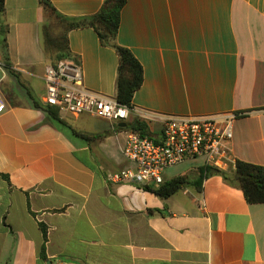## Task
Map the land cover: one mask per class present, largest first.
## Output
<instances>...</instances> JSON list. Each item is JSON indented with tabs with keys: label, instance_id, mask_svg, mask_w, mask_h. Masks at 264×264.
Wrapping results in <instances>:
<instances>
[{
	"label": "crops",
	"instance_id": "0c3cea01",
	"mask_svg": "<svg viewBox=\"0 0 264 264\" xmlns=\"http://www.w3.org/2000/svg\"><path fill=\"white\" fill-rule=\"evenodd\" d=\"M50 1L70 18L104 3ZM5 6L12 66L0 50V264H264V204H249L231 182L237 161L264 166V0H127L117 41L144 70L128 122L140 118L158 135L167 117L244 114L223 173L203 159L169 168L164 182L189 178L169 198L108 181L132 167L123 155L128 130L55 107L58 119L51 115L47 13L40 0ZM68 41L85 87L116 99L117 51L92 28L70 31Z\"/></svg>",
	"mask_w": 264,
	"mask_h": 264
},
{
	"label": "built area",
	"instance_id": "2783aa9c",
	"mask_svg": "<svg viewBox=\"0 0 264 264\" xmlns=\"http://www.w3.org/2000/svg\"><path fill=\"white\" fill-rule=\"evenodd\" d=\"M47 106L62 114H90L113 124L128 122L132 111L116 99L89 91L84 71L75 60L59 61L45 74ZM6 104L0 91V114ZM230 113L210 118H164L161 133L143 137L129 131L123 147L132 165L108 177L109 182L159 187L164 172L188 160L203 159L207 166L225 169L231 162L230 143L235 121L243 116Z\"/></svg>",
	"mask_w": 264,
	"mask_h": 264
},
{
	"label": "trees",
	"instance_id": "16d2710c",
	"mask_svg": "<svg viewBox=\"0 0 264 264\" xmlns=\"http://www.w3.org/2000/svg\"><path fill=\"white\" fill-rule=\"evenodd\" d=\"M5 1L6 0H0V50L3 54L5 66L10 69L12 63L8 45L9 27L3 19L6 12ZM40 3L47 13V18L41 30L43 48L47 56L53 60L52 66H55L59 61L71 59L72 53L68 41V34L70 31L83 28L94 29L102 45L112 47L118 53V93L116 100L133 112V99L135 93L143 85L144 70L142 64L133 52L119 45L117 41L121 27L122 12L127 4V0H104L103 6L99 12L83 18H70L60 14L50 0H40ZM50 21H53V25H51L52 23ZM36 105L40 107L38 102H36ZM51 108L50 106L48 108L51 115L55 119H58L57 113L52 111ZM122 129L139 133L143 137L151 136L149 127L140 118H134L132 121L128 122L126 128H121L120 130ZM206 171L210 172L212 170L207 168ZM216 172L223 173L218 169ZM224 177L227 181H231L225 173ZM231 182L236 183L241 188L249 204H264V166L237 161L234 177ZM187 184H189L188 176H179L168 182H164L159 187L152 185L141 187L162 198H169ZM42 228L46 243L47 231L44 226ZM45 243L40 254L43 260L46 259Z\"/></svg>",
	"mask_w": 264,
	"mask_h": 264
},
{
	"label": "water",
	"instance_id": "95a60500",
	"mask_svg": "<svg viewBox=\"0 0 264 264\" xmlns=\"http://www.w3.org/2000/svg\"><path fill=\"white\" fill-rule=\"evenodd\" d=\"M127 125H128V124H127L126 122L119 123V127H120V128H126Z\"/></svg>",
	"mask_w": 264,
	"mask_h": 264
},
{
	"label": "rangeland",
	"instance_id": "374dc122",
	"mask_svg": "<svg viewBox=\"0 0 264 264\" xmlns=\"http://www.w3.org/2000/svg\"><path fill=\"white\" fill-rule=\"evenodd\" d=\"M51 22V21H50ZM52 24L51 25H53V21L51 22Z\"/></svg>",
	"mask_w": 264,
	"mask_h": 264
}]
</instances>
